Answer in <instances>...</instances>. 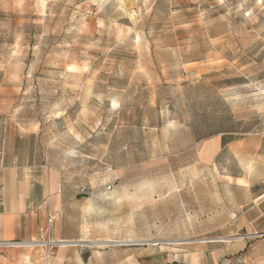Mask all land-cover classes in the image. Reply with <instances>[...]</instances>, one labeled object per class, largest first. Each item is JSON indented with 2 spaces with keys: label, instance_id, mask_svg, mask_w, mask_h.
<instances>
[{
  "label": "rangeland",
  "instance_id": "1",
  "mask_svg": "<svg viewBox=\"0 0 264 264\" xmlns=\"http://www.w3.org/2000/svg\"><path fill=\"white\" fill-rule=\"evenodd\" d=\"M224 133L258 157L204 162ZM0 150L59 176L107 264H264L226 180L264 174V0H0Z\"/></svg>",
  "mask_w": 264,
  "mask_h": 264
},
{
  "label": "crops",
  "instance_id": "2",
  "mask_svg": "<svg viewBox=\"0 0 264 264\" xmlns=\"http://www.w3.org/2000/svg\"><path fill=\"white\" fill-rule=\"evenodd\" d=\"M234 135L224 133L207 139L201 149L202 160L213 162L222 149H229L231 155L241 158L257 156L244 149V140H237ZM257 144L255 154L261 148L260 141ZM226 180L231 186L255 193L246 210L254 212L255 216L241 217V225L264 228V174L257 180H252L249 173L229 175ZM68 194L69 190L60 185L56 173L24 167L4 154L0 159V264H40L44 254L42 248H38L39 259L31 260L24 255L12 258L5 249L9 248L7 244L36 241L39 227L51 213L56 214L51 240L59 245L50 252L47 264H107L106 252L99 248H83L81 245L85 241L80 236H64L63 212L72 200ZM23 248L27 246L19 249ZM2 252L7 254L2 256Z\"/></svg>",
  "mask_w": 264,
  "mask_h": 264
},
{
  "label": "built area",
  "instance_id": "3",
  "mask_svg": "<svg viewBox=\"0 0 264 264\" xmlns=\"http://www.w3.org/2000/svg\"><path fill=\"white\" fill-rule=\"evenodd\" d=\"M4 156L3 150H0V159ZM56 221V214L51 213L47 216L44 224L39 227L38 229V238L36 241L33 242H19V243H11L7 244L8 247H39L44 248L45 252L43 254V258L40 264H47L48 258L50 256L51 250L59 245L58 242H54L51 240V234L54 228V224Z\"/></svg>",
  "mask_w": 264,
  "mask_h": 264
}]
</instances>
